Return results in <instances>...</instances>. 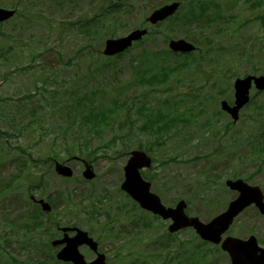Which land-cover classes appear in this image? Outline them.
I'll return each mask as SVG.
<instances>
[{
	"label": "rangeland",
	"instance_id": "obj_1",
	"mask_svg": "<svg viewBox=\"0 0 264 264\" xmlns=\"http://www.w3.org/2000/svg\"><path fill=\"white\" fill-rule=\"evenodd\" d=\"M8 1L0 0V3ZM100 1L21 0V12L27 11V14H34L33 17L38 14L36 12H39L44 16L37 15V22L33 18V22L28 25L22 24L26 16L24 18L15 16L0 28V33L5 34L0 36V45L5 49L7 46L13 48L6 53L5 58L0 56V128L6 132H12V125L19 127L29 124L33 119L32 116L17 115V110L22 105L29 104V106L41 108L38 109V120L33 123V127L44 131L43 135H38L29 131L30 127H26L18 137H11L8 134L0 135V179L2 180H0V264H10L13 259L18 261L16 264H22V262L57 264L52 259V254L56 257V252L61 247L51 248L49 238L50 236H54V239L61 238L62 227H79L88 231L100 243V251L110 256L109 264H130L134 260L138 264H146L136 255L131 257L126 253L134 249L139 251L141 247L147 250L154 249V241L161 235H164L166 240V245L160 250L162 257H157L155 252L146 253L144 259L150 264H170L166 262V259L171 255V251L175 259L181 260L182 257L179 254L187 256L186 253L190 251L188 261L182 264H204V262L219 264L215 255H210L207 260L206 253L210 246L193 234L194 232L186 229L179 231L178 235H167L169 221H160L156 215L145 212L121 189L120 183L122 184L124 166L129 153L138 142H146L149 139L146 134L138 130L142 121H137L133 131L138 133L133 135L132 139L126 140V145L121 140L109 147L104 144L115 135L121 136L130 128L127 126L121 129L117 123L127 113L135 119L136 114L133 111L121 110L119 112L121 116L116 115L119 119H115L114 127L103 128L101 136L87 132L85 127L83 130L80 129L78 123L69 127L67 136H59V128L63 129L73 122L70 119L73 114L74 99L69 93L70 90L77 92L74 98L77 95L89 94L93 102L88 101L86 105L93 106L94 99L98 97V106L99 104L109 106L110 99L98 93L100 88L109 86L111 89L108 91L116 95L113 87L118 83L114 81L129 84L134 80L135 74L130 64L131 55H135L144 48L154 51L167 50L169 42L165 35L171 36L172 39L185 38L201 51L212 49L206 54L208 57L203 67L207 72H212L213 69L220 72L222 78L213 80L217 85L212 88L214 90L207 101L208 113L195 118L192 127L181 128L166 142L153 147L152 150L158 162L165 161L153 171L157 174L152 186L153 192L160 196L166 206H174L177 201L185 199L189 201L188 208L191 215L198 216L204 222L210 220L215 214L209 209V204L217 205L218 203L216 212L220 211L219 206L224 203L225 188L222 186L224 189L219 187L218 191L208 189L205 191L202 171L207 173L206 179H209L210 183L225 182L226 179L233 178L235 172H239L243 176L254 174L251 184L264 186V157L255 154L248 144L243 146L238 142L234 145L238 141L236 137L241 134L236 135L235 130L239 129L238 132H242L248 128L249 123L244 115L249 114L251 108L244 110L238 126L232 127L230 133H223L226 120L224 117L217 121L215 119V123L206 131L199 128V122L211 116L212 112L219 108L216 103L220 97L218 90L226 88L227 97H223L229 99L233 89L232 82L236 77H243L253 72L264 73V48H260V44H264V28L259 25V19L256 20L263 10L260 11V7H250L249 0H237L235 7L227 9V12L232 15L230 19L229 16L220 17L221 7L213 5L214 19L207 21V24L215 26H201L199 22L190 26H178V30H174L170 29L174 25L169 20L159 26L145 24L146 17L154 7L165 4L167 0H128V6L132 7L131 12H120L119 22L113 23L114 26L108 23L103 28L101 37L98 34V37L93 40L94 50L91 48L79 50L81 46L88 43L87 38L77 32L79 28L76 31L73 29L71 35L70 29L65 28L62 36L65 40L60 38L62 22L77 21L81 16L88 14L86 11L79 10L77 2L89 8ZM179 1L185 8L187 0ZM212 1L216 4V0ZM219 1L224 2V0ZM225 1L231 3L233 0ZM60 2L65 4L64 10L57 9L56 4ZM71 12H73L72 16L69 17L68 13ZM244 17L254 19V24H245ZM225 19L228 20L225 21ZM46 26H51V29L47 30ZM219 27L222 28L220 32L217 31ZM239 27L242 30L239 31ZM137 28L150 30L143 44H138L130 54L114 59L109 68L107 66L96 72L93 67L99 65L97 63L100 59L97 53L102 51L104 42L108 38V36L104 38V31L109 33L113 31V37L119 38ZM207 38H212V42L209 43ZM167 59L178 60L169 59V56ZM51 76L56 79L57 84H48L44 80ZM204 82L201 77L196 78L197 86ZM38 86H46L48 92L45 89L42 93L48 102L39 96V92L34 93ZM179 86L187 88L183 84ZM164 91L163 86L137 84L129 87V91L125 96L121 95L119 101L126 99L130 101L132 97L138 96L146 98L151 106L157 108L159 107L157 99H162L164 96L170 99L175 98L174 95H170L171 93L163 95ZM30 94L35 95L31 99L24 100ZM257 98L264 102V93ZM29 101L31 103H28ZM216 131L221 137L213 136L212 139L211 134ZM187 133L190 137L185 139H190L189 142L175 137L177 134L186 136ZM249 137L239 139L245 142ZM85 138H90V144L81 152L79 147ZM18 146L26 149L30 158L27 152L23 153L16 148ZM68 147L74 154L69 152ZM127 148V155L119 153L120 150L125 151ZM90 153H92L91 157L88 156ZM31 157L34 160L38 159L40 163L31 167L22 166L24 162L27 164ZM75 157L92 161L96 172V177L92 181H86L82 177V165L74 159ZM174 157L177 158L176 161L166 163V160ZM55 161H69V165L74 169L75 179L59 176L54 170ZM32 183L34 186L30 187L28 194L27 188ZM35 183L40 184V187H37ZM92 191L95 192L94 197H90ZM30 192L37 199L42 198L47 201L51 205V210L40 211L37 202L31 199ZM121 214L124 216L120 219ZM125 215L130 219L133 218L139 224V228H131L130 220ZM113 220L118 222H112ZM149 220L153 224L151 228L146 229L144 225ZM105 222H112L109 232L114 228L113 234H118V238L101 232L106 228ZM42 232L44 235L41 234ZM133 238L143 240V243H139L138 248H136V241L132 247L121 248L131 243ZM43 243H46L45 247ZM186 248V253L182 254ZM81 251L87 260L91 261L95 258V254L87 247H81ZM118 252L121 253V259H117Z\"/></svg>",
	"mask_w": 264,
	"mask_h": 264
},
{
	"label": "water",
	"instance_id": "obj_2",
	"mask_svg": "<svg viewBox=\"0 0 264 264\" xmlns=\"http://www.w3.org/2000/svg\"><path fill=\"white\" fill-rule=\"evenodd\" d=\"M179 4L174 3L172 5L164 6L163 8L155 11L150 17V21L157 23L160 20L165 19L169 15L173 14L178 8ZM14 14L13 11L0 10V22L11 17ZM147 30H136L129 36L120 39H110L107 41L106 49L104 51L107 55H113L123 51L132 44L134 40H139ZM171 47L176 51H191L194 47L184 40L172 42ZM253 77H249L244 81H238L237 90L238 95L242 102H239V106L235 107V112L238 108L247 100V93L251 86V80ZM255 82L260 89H264V77L255 78ZM224 107L227 108V103H223ZM151 165L150 158L143 152H133L125 171L126 180L123 184V189L126 190L140 205L158 215H161L164 219H172L173 224L170 225V231L175 232L185 227H194L197 232L206 240L219 243L221 241V235L226 231L230 225L233 217L237 215L244 207L250 204V191L249 188L241 182H228V184L241 191L239 200L231 204L230 209L215 218L208 224L202 223L196 217H189L186 212V203L181 201L175 208L164 206L160 198L150 191V183L143 180L140 169L143 167H149ZM57 171L61 175L71 176L72 170L68 167L57 165ZM85 176L92 178L94 176L90 167L85 171ZM264 207V204H262ZM44 207L49 209L47 204ZM67 243L65 248L58 254V258L64 261L72 262L73 264H106L104 255L99 257L93 262H87L84 255L79 251L81 245H89L95 251L98 248V243L85 231L78 230V234L75 237H66L61 241H56L54 244ZM223 247L228 250L233 257V264H245L243 253L237 254V250L234 248V242L231 239L223 242Z\"/></svg>",
	"mask_w": 264,
	"mask_h": 264
},
{
	"label": "trees",
	"instance_id": "obj_3",
	"mask_svg": "<svg viewBox=\"0 0 264 264\" xmlns=\"http://www.w3.org/2000/svg\"><path fill=\"white\" fill-rule=\"evenodd\" d=\"M260 4L262 5L264 4V2L261 3V0H255L253 2V6L259 5V7H263ZM184 18H186V15L184 16ZM8 49H11V47H8ZM210 50H198L197 52L186 54H175L168 50L164 52L160 51V53L153 52L152 50L149 52L144 51L140 57L134 59V62H138V64L134 66V80L131 81L129 84H121L114 87L116 95L112 94L111 107H105L104 109L96 110L95 106L86 105L88 101L93 102V100L91 98L87 99L86 96L82 94L77 98V102L80 105L79 107L82 108L81 112H79V115L76 114L71 117L70 120L72 121L73 119V122H77L78 120H80L81 122H83V125H90L87 127V132L101 135V133L103 132L102 124H105L106 126H112L113 122L116 119L113 118V116L120 115L119 112L124 108L127 110H132L136 112L139 116H143V124L139 127V131L148 134L152 138L148 142V147H145V145L142 143H138V148L145 149L151 152V150H153V147L159 145L160 143H163L164 140L171 135L173 128L178 127L179 125H187L189 120L187 114L183 112L176 113L174 110H171V107H177L178 102L183 103L184 100L180 98L177 102L175 101L174 103H171V100L165 99L163 102L168 104L169 108L165 111L162 108H150V104H148V102H144V100L139 98L138 96L132 97L130 101H119L120 96L125 92L127 86L133 87L137 84L163 86L165 91L162 93H168L173 92L174 88L177 89V86L184 80H188L192 83L196 82V76L197 74H199V72L202 71L203 63L208 57L206 54L209 53ZM166 56H174V59L178 60H174L172 62L165 61L163 63H155V61L162 60ZM152 59H155V61H152ZM107 66L109 65L106 62L101 63L100 69L106 68ZM173 76L175 77L173 78ZM209 77H213V73H210ZM187 87L190 89L192 85H188ZM75 93L76 91L73 94ZM188 94L192 95L191 93ZM126 120L131 124L132 127L131 131H129L128 134H125L126 137L130 139L131 134L134 133L132 130L134 127H136V120L133 119L132 115L129 113L128 117L124 119V122L122 120L118 123V125L120 124V128H123L126 125ZM0 133L3 132H1L0 130ZM116 140L117 137H113L110 143L115 144ZM89 141L90 138H85L82 141L79 147L81 152H83L84 149L88 147V145L90 144ZM68 150L70 153L74 154L73 150H70V148H68ZM22 151L26 152L27 150L22 149ZM91 155L92 153H90L88 156ZM152 177L153 176H151V178ZM110 236L117 237L116 234H111ZM129 254L131 257H133L135 255L137 256L139 252L130 251ZM137 257L142 258L145 256L138 255ZM134 261H131L130 264H137Z\"/></svg>",
	"mask_w": 264,
	"mask_h": 264
},
{
	"label": "flooded vegetation",
	"instance_id": "obj_4",
	"mask_svg": "<svg viewBox=\"0 0 264 264\" xmlns=\"http://www.w3.org/2000/svg\"><path fill=\"white\" fill-rule=\"evenodd\" d=\"M221 258H222V260H223L224 262H227V261H228L227 253L222 252V253H221Z\"/></svg>",
	"mask_w": 264,
	"mask_h": 264
}]
</instances>
